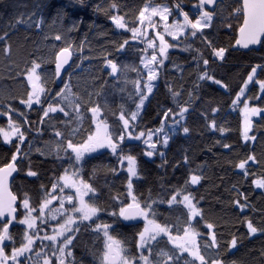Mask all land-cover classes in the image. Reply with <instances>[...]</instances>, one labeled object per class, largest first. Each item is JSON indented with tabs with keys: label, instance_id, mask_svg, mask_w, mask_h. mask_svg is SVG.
<instances>
[{
	"label": "trees",
	"instance_id": "trees-1",
	"mask_svg": "<svg viewBox=\"0 0 264 264\" xmlns=\"http://www.w3.org/2000/svg\"><path fill=\"white\" fill-rule=\"evenodd\" d=\"M39 2L40 0H0V36L7 31L8 37L5 40L11 45V53H5V41H0V127L8 126V117L2 113L7 111V105L11 104L17 110L12 113V119L23 124L22 130L27 137L21 145V151L29 154L27 159L23 155L19 159L20 171L12 182V190L18 196L22 192L29 193L34 207H38L45 195L41 185L51 191V185L56 182V178L69 166L70 162L63 152L58 158L51 151L57 140H66L69 138L71 129L77 128V134L70 138L74 143L80 142L95 129L92 113L87 110L88 108L94 107L98 102L103 109L101 117L107 119L114 134L118 128L122 127V122L118 123L120 105H124L126 111L135 110L138 96L132 81L141 77L131 68L136 67L141 69V72H145L140 60L145 55L141 50L146 47L142 40H131V33L127 30L115 28L104 12L95 10L96 5L107 9L113 0H85L83 4L77 3L76 0H44L48 6L42 9L47 21L43 31L35 28L27 29L24 25H17L15 29L8 27L21 14L27 18V14L33 12ZM145 2L146 0H115V3L119 5V14H127L126 20H133ZM177 2L179 0H151L154 4L167 3L170 6ZM197 2L198 0H183L182 6L190 16L193 12L192 5ZM235 3L236 0L220 2L217 15L222 19L214 21L213 29L205 30V34L215 46L228 48L226 59L224 61L217 59L213 62L210 57L211 50L204 46L199 36L189 37L186 41L181 37L179 46L169 49V59L165 60L164 65L161 66L154 91L132 128L134 134L155 130L160 127L163 120L162 113L168 108L178 113V104H181L188 107L183 125L190 129L189 133L185 134L181 129L171 138L166 148L159 147L158 152H163V157L159 154L152 158L145 156L143 153L146 146L142 139L132 141L126 139L123 147L126 154L131 150V154L137 157L141 171L140 179L133 180L134 191L137 195L143 193L142 200L148 198L150 191L153 199L165 201V203L154 205L156 218L161 223L173 225L174 234L175 229L182 226L186 220V209L183 205H169L166 201L175 194L176 190L185 188V182L192 174L200 175L202 177L200 183L189 184L187 191L196 198L198 207L203 210L205 220L215 225L213 230L216 231L218 240L222 244L230 240L232 235L238 237L237 250H233L234 255L229 254L228 258L236 259L238 264H264L261 256L264 250V234L258 232L250 235L246 224L242 223L247 217L252 219L255 226L264 227V189H259L252 183V180L264 173V120H261L259 116L253 119L251 134L256 139L245 141L242 138L241 106L233 107L232 105V100L243 87L251 67L264 64V48L240 50L233 47L236 33L226 29L225 25L231 22L235 26V21L228 15ZM60 8L64 9L67 16L62 20L54 21L57 9ZM111 14H116V10H112ZM74 22L78 30L69 32L68 29ZM58 33L62 35L60 41L53 38ZM45 36L48 37L47 40ZM125 39L129 40L126 51L117 53L114 45L122 43ZM166 39L170 43H177L167 36ZM69 42L73 48L83 45V51L73 53L72 66L58 83L57 79L55 81L52 79L55 66L51 61L55 53L67 47ZM186 43L192 45V50L185 51ZM197 48L201 49L205 58L209 59L207 66L209 73L223 84H227V88L211 80L198 79L205 66L202 62L198 66L197 59L193 58L196 56ZM151 51L149 49L148 54H151ZM109 53L111 55H108ZM40 58H43L42 68L45 69L43 76L48 80L45 86L52 96L63 87V83H69L73 93L78 94L85 101H92L87 105H81L82 120H78L76 113L66 108L65 111L69 115L66 116L57 111L50 113L49 117H44L43 123H40L43 116L40 109L47 107V103L34 105L31 109L20 103V98L26 97L30 86L26 85V78H21L18 73L31 60ZM106 59H113L117 64L128 65L129 68L117 74H110L111 69L106 65ZM69 74H71L70 79ZM144 79L146 76L142 78V86ZM255 80H264V72L260 69L257 70V76L248 87L241 102L247 100L250 106L264 109V93L260 92L259 84L255 83ZM170 89L179 91L181 95L174 98ZM97 92H100L99 96L95 94ZM41 99L51 102V96ZM213 108H219V112L213 113ZM20 112L26 115L27 123L19 115ZM168 120L172 121V118ZM212 120L216 121L217 128L211 127ZM221 127L226 131H219ZM56 130L65 133V136L56 137ZM13 141V144H6L0 136V164L10 160L18 143L16 138ZM30 144L31 148H29ZM224 144L230 147L225 148ZM37 148L41 149L44 155L36 151ZM253 154L256 156V162L249 161L246 165L249 175L245 176L243 170L235 165L241 159H246ZM185 156L188 157L187 161L184 160ZM90 157H86V163L83 165L84 178L97 189L95 202L107 209V212L100 213V220L111 223L112 218L109 213L113 209L118 211L119 207V201L114 198L119 195L121 200L128 199L126 197V165L124 169H121L117 158L106 149L100 150L99 153H92ZM29 162L32 170L38 173L37 177L26 175ZM93 167L98 169L94 177ZM109 167L117 168L116 174L109 172L107 170ZM237 191L246 195L251 205L243 212L234 204ZM53 194L61 195L58 189ZM178 199H182V196H178ZM240 199L243 203V196ZM38 223L41 224V236L44 235L45 230L51 234L54 222H49L47 229L43 228L42 222ZM87 224L88 222H85L80 226L74 241L75 248L72 251L77 262L83 260L84 264H92L89 252L94 244L99 247V242L91 229L87 228ZM124 224L127 223L124 222ZM124 224L117 229V232L136 253L139 250L135 247V234L143 228V222L136 223L131 228L125 227ZM196 226L202 234L198 238L201 244L204 243L205 238L211 239L210 236L205 237L204 221H200ZM10 232L17 241L16 246H19L23 227L16 224L10 227ZM159 239L160 248L167 250L173 247L166 238ZM7 244L6 251L10 252L11 242ZM36 245L33 259H36L35 251L39 250V240L36 241ZM145 255H147L146 251ZM71 262L72 257H69V264ZM24 264H27V261Z\"/></svg>",
	"mask_w": 264,
	"mask_h": 264
},
{
	"label": "snow or ice",
	"instance_id": "snow-or-ice-1",
	"mask_svg": "<svg viewBox=\"0 0 264 264\" xmlns=\"http://www.w3.org/2000/svg\"><path fill=\"white\" fill-rule=\"evenodd\" d=\"M76 2L83 4L85 0H76ZM182 5L183 0H179L172 6L167 4L154 5L151 0H146L144 6L133 20H126L127 14H119V5L115 3V0L108 5L107 9L102 8L100 5L95 6L96 11H102L109 16L115 28L127 30V32L131 33V40H142L146 44V47L141 50L145 55L140 60V64L146 72H141V69L136 67L131 68L132 71H136L138 76L141 77L132 81L138 96V103H135V110L127 111L124 105H120L118 123L122 122V127L118 128L115 134L107 119L101 118L103 109L97 102L94 107L87 109L92 113L95 129L90 131L85 139L74 143L70 137L75 136L78 129L72 128L69 138L57 140L51 151L58 158H60V153L63 152L70 163L63 170V174L57 177L56 182L51 185V191L41 185L45 195L39 202L38 207L32 205V198L29 193L22 192L18 196L12 190L10 181H14L13 174H18L20 171L19 159L22 155L27 159L29 154L21 151V145L27 139L25 132L22 130L23 124L12 119V113L17 110L11 104L7 105V111L2 114L8 117V126L0 127V136H2L6 144H13V138H16L18 143L10 160L0 164V264H24L25 261H27V264H69V257H72L71 264H84L83 260L79 262L75 260L72 249L75 248L76 234L79 233L80 226L85 222H88L87 228L91 229L99 242V247L94 244L89 252L92 257V264H238L236 259L228 258L229 254L234 255L233 250H237L238 237L232 235L230 240L224 241L222 244L218 240L216 231L213 230L215 225L205 220L203 210L198 207L196 198L191 192L187 191L189 184H199L202 177L192 174L189 180L185 182V188L176 190L175 194L166 201L169 205L179 204L186 209V220L182 226L175 229L174 234L173 225L161 223L156 218L157 213L154 210V205L165 203V201L153 199L150 191L148 198L142 200L143 193L137 195L134 191L133 180L134 178L140 179L141 171L137 157L131 154V150L126 154L123 147L126 139L132 141L143 138V143L146 145L143 153L145 156L152 157L159 154L163 157L164 153L158 152V144L166 147L172 136L181 129L183 133H189L190 129L181 123L188 112V107L181 104H178V113L174 112L172 108H168L162 113L163 120L159 128L140 131L136 134L132 130L134 122L137 121L144 109L145 101L148 100L153 92L154 82L159 77L161 66L164 65L165 60L169 59V49L178 47L181 37L186 41L189 37L196 38L199 36L204 46L211 50L210 57L213 62L217 59L220 61L226 59L228 48L215 46L213 41L205 34V30L213 29L214 21L222 19V17L217 15L218 0H198L196 4L192 5L193 12L191 16L188 11L184 10ZM210 5L214 7L209 9L208 6ZM47 6L44 0H40L35 6V10L27 14V18L21 14L8 27L15 29L17 25H24L27 29L35 28L43 31L47 21L42 9ZM112 10H116V14H111ZM173 15L176 18L169 23V17ZM228 15L235 21V26L231 22L225 25L226 29L233 30L236 33L233 47L247 50H254L256 46L264 48V0H236L235 6ZM66 16L67 13L63 8L57 9L54 21L62 20ZM80 22L82 23V21ZM161 24L163 25L162 31L160 30ZM148 29L155 30V35L150 37ZM75 30L78 29L74 22L68 31ZM166 36L172 37L177 43H170ZM6 37H8V32L4 31L3 36H0V41H5L4 52L11 53V45L6 42ZM53 38L60 41L62 35L58 33ZM47 39L48 37L45 36V40ZM128 45L129 40L125 39L122 43L114 45L115 51L124 53ZM149 49L152 50L150 55H148ZM189 50H192V45L186 43L185 51ZM75 51L82 52L83 45L73 48L71 42H69L67 47H63L55 53L54 59L51 61L55 65L52 74L53 81L61 78L65 65L69 63ZM195 53L196 56L193 58L197 59L198 66L200 62L205 66V69L200 72L198 79L201 81L211 80L215 84H222L224 88H227V84L217 80L207 70L209 59L205 58L204 52L197 48ZM108 55H111V53ZM42 63L43 58L33 59L18 73L21 78H26L25 83L30 86V90L26 92V97L20 98V103L29 109L33 108L34 105L47 103V107H41L40 109L43 113L40 123H43L44 117H49L50 113H56L57 111L64 113L66 116L69 115L65 111L66 108H70L72 112L76 113L77 119L82 120L83 117L80 114L81 105H87L92 103V101H85L78 94L73 93L69 83H63V87L52 96L50 90L45 86L48 80L43 76L45 69L42 68ZM105 63L111 69L110 74H117L129 68L128 65L117 64L113 59H106ZM258 69L264 72V64H257L251 67L243 87L237 93L235 99L232 100L233 107L241 103V97L245 95V90L248 88L249 83L254 82ZM145 76L146 79L143 80L142 86V78ZM70 78L71 74H69ZM255 83L259 84L260 92L264 93V80H255ZM170 91L172 90L170 89ZM95 94L99 96L100 92ZM180 95L179 91H172L174 98ZM189 95L191 96V94ZM49 96H51V102L47 99H41ZM256 99H260V97H256ZM212 111L213 113L219 112V108H213ZM240 111L243 115V139L245 141L255 140V136L249 135L253 126L252 118L259 116L261 120H264V109L250 106L245 100ZM19 115L27 123L26 115L23 112H20ZM177 116H179V119L176 118ZM170 117L172 118V124L166 131L164 121H167ZM211 127L217 128L215 120L211 121ZM218 130L221 132L226 131L223 127ZM157 133L160 134L161 138L153 140ZM55 136L58 138L64 137L65 133L56 130ZM223 147L229 148L230 145L224 144ZM29 148H31V144ZM101 149L109 150L117 158L121 169H124L126 165V197L128 199L121 200L119 195L114 198L119 201V207L118 211L113 209L109 213L112 218L111 223L100 220V213L107 212V209L95 202L97 189L89 180L84 178L83 174V165L86 163V157L91 158L90 154L99 153ZM69 150H71V154H69ZM36 151L44 155L41 149L37 148ZM100 154L102 155L103 153ZM184 160L187 161L188 157L185 156ZM249 161L256 162V156L254 154L249 155L235 165L243 170L245 176L249 175V169L246 167ZM107 170L113 174L117 172L115 167H109ZM97 171L98 169L93 167V177ZM26 175L28 177L38 176V173L32 170L30 162ZM252 183L257 188L264 189V173L252 180ZM66 188L74 189V192L65 196L63 193ZM57 189L61 193L59 197L53 194ZM178 196H182V199H178ZM241 196H243V203H241ZM54 200H59V207H50ZM65 202L70 203L72 205L71 208H65ZM234 204L241 212L251 207L248 203V197L239 191H237V198L234 200ZM18 216L20 217L19 219ZM49 220L54 222L51 227V234L45 230L44 235L41 236V224L38 222H42L43 228L47 229ZM141 221L143 222V228L135 234V247L139 251L134 253L127 242L120 237L117 229L124 222H128L124 224L125 227L131 228ZM200 221H204L205 237H211L210 240L205 238L203 244L199 242L198 238L202 234L196 226ZM14 222L23 227L19 246H16L17 241L10 232V227L13 226ZM242 223L246 224L250 235H255L258 232L264 234V227L255 226L252 219L246 217ZM159 238H166L173 247L167 250L166 248H160ZM37 240L40 241L39 250L35 251L36 259H33ZM45 241L48 243H44ZM6 242H11L10 252L6 251L8 247ZM145 251L147 255H145ZM261 256L264 259V250H262Z\"/></svg>",
	"mask_w": 264,
	"mask_h": 264
},
{
	"label": "rangeland",
	"instance_id": "rangeland-1",
	"mask_svg": "<svg viewBox=\"0 0 264 264\" xmlns=\"http://www.w3.org/2000/svg\"><path fill=\"white\" fill-rule=\"evenodd\" d=\"M152 4H154V3H152ZM164 4H167V3H164ZM155 5V4H154ZM167 5H169V4H167ZM170 6V5H169ZM176 17H175V15H173V16H170L169 17V23H171L172 21H173V19H175ZM157 20H158V18H156ZM162 29H163V25L161 24L160 25V30L162 31ZM153 34V35H150V34ZM148 35L151 37V36H154L155 35V30H153V29H148ZM168 38H170V39H172V40H174L172 37H168ZM151 50V49H150ZM148 55H150V54H148ZM145 72H146V70H145ZM157 81H158V79L154 82L155 83V86H156V83H157ZM251 85V83H249V85H248V87ZM155 88V87H154ZM248 89V88H247ZM247 89L245 90V95H246V92H247ZM153 91H154V89H153ZM153 93V92H152ZM152 95V94H151ZM150 95V96H151ZM245 95L243 96V97H241V101L244 99V97H245ZM150 96H149V98H150ZM148 98V99H149ZM147 102H148V100H146L145 101V105H144V107L146 106V104H147ZM238 105H240L241 106V109L243 108V103L241 102V103H239ZM237 107V106H236ZM143 111V110H142ZM142 113V112H141ZM140 113V114H141ZM256 117H258V116H256ZM256 117H253L252 118V122H253V119L254 118H256ZM102 118V117H101ZM177 119H179V117H177ZM138 120V119H137ZM183 121L184 120H182L181 121V123L183 124ZM136 122V121H135ZM164 123H165V130L167 131L168 130V128L171 126V124H172V121H170V120H167V121H164ZM180 131V130H179ZM178 131V132H179ZM251 131H252V129H251ZM251 131L249 132V135L250 136H252V134H251ZM177 132V133H178ZM176 133V134H177ZM175 134V135H176ZM174 136V135H173ZM172 136V137H173ZM159 138H161L160 137V134L159 133H157L156 134V136H154L153 137V140H157V139H159ZM242 138H243V123H242ZM15 138H13V140H14ZM171 140V139H170ZM170 140H169V142H170ZM244 140V139H243ZM142 141H143V138H142ZM249 141H252V140H249ZM144 144V143H143ZM169 144V143H168ZM145 145V144H144ZM146 146V145H145ZM168 146V145H167ZM166 146V147H167ZM159 147H163V148H166L165 146H162V145H160V144H158V146H157V148H159ZM101 150H104V149H101ZM155 156V155H154ZM154 156H152V157H154ZM152 157H148V158H152ZM74 192V189H65V191H64V193H63V195H69V194H72ZM54 195H56V196H60V195H58V194H54ZM91 195V194H90ZM71 204L70 203H68V202H65V208H71ZM50 207L51 208H57V207H59V200H54L53 202H52V205H50ZM49 222H53V221H51V220H49Z\"/></svg>",
	"mask_w": 264,
	"mask_h": 264
},
{
	"label": "water",
	"instance_id": "water-1",
	"mask_svg": "<svg viewBox=\"0 0 264 264\" xmlns=\"http://www.w3.org/2000/svg\"><path fill=\"white\" fill-rule=\"evenodd\" d=\"M224 0H218V3H220V2H223ZM209 7V9H211L212 7H214V6H208ZM260 46H256L255 47V49H257V48H259ZM237 49H240V50H243L242 48H237ZM244 50H247V49H244ZM72 63H73V55H72V58L69 60V63L67 64V65H65V70L64 71H62V73H61V78L60 79H57V82L58 83H60L61 81H62V79H63V77H64V75L69 71V69L71 68V66H72ZM55 66V65H54ZM18 174L17 173H14L13 174V176H14V179L16 178V176H17ZM12 182L13 181H10V183H11V185H12ZM19 217V216H18ZM126 223H128V222H126ZM16 225V222H14V224H13V226H15ZM12 227V226H11ZM7 243V242H6Z\"/></svg>",
	"mask_w": 264,
	"mask_h": 264
}]
</instances>
